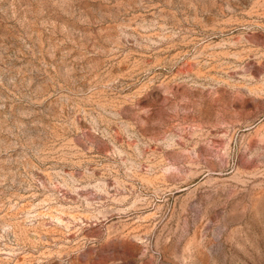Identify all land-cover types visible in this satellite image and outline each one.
I'll list each match as a JSON object with an SVG mask.
<instances>
[{"label": "rangeland", "instance_id": "rangeland-1", "mask_svg": "<svg viewBox=\"0 0 264 264\" xmlns=\"http://www.w3.org/2000/svg\"><path fill=\"white\" fill-rule=\"evenodd\" d=\"M0 264H264V0H0Z\"/></svg>", "mask_w": 264, "mask_h": 264}]
</instances>
